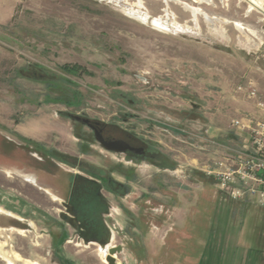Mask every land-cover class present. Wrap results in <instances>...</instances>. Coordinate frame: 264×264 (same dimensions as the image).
<instances>
[{"label":"rangeland","instance_id":"374dc122","mask_svg":"<svg viewBox=\"0 0 264 264\" xmlns=\"http://www.w3.org/2000/svg\"><path fill=\"white\" fill-rule=\"evenodd\" d=\"M258 103L264 0H0V208L22 220L0 213V264H107V250L84 246L68 225L70 242L56 252L61 206L22 177L65 196L68 170L122 182L118 210L106 218L112 245L124 248L117 264H141L140 247L160 246L168 228V242L192 235L197 249L182 264L264 258L252 229L264 211L193 173L239 150L232 121L264 120ZM69 115L86 116L110 138L150 140L160 156L108 153ZM36 145L53 161L31 157ZM140 217L148 229L163 228L145 236Z\"/></svg>","mask_w":264,"mask_h":264},{"label":"crops","instance_id":"0c3cea01","mask_svg":"<svg viewBox=\"0 0 264 264\" xmlns=\"http://www.w3.org/2000/svg\"><path fill=\"white\" fill-rule=\"evenodd\" d=\"M22 138H24L23 136H21ZM245 138V136H244ZM27 139V138H25ZM30 142L35 143L34 140H32L31 138H29ZM35 145V144H34ZM30 150L29 155L33 158H36V156H34L33 154H44L46 159H49L50 161H53V157L50 156V154H52L51 151H48L46 149L41 150L42 147L36 145L35 148L33 147H29ZM58 153V151H57ZM60 155H65V154H60ZM68 157V156H66ZM37 159V158H36ZM79 159V158H78ZM82 159V158H81ZM38 160H40L38 158ZM60 167V166H58ZM72 168H75L72 166ZM68 191L66 193V195H62L61 190L60 189H54V187L51 184H43L42 186H37L38 184H42V183H38V179L39 177H34V176H29L33 178V182L26 179L25 176L27 175H22V177L27 180L28 182H30V184H32L34 187L37 188L38 191H42L44 195H46L49 200L53 203H57L58 205L61 206V209H58L57 207L55 208L58 211V216L61 222H59V225L61 226V230L59 235L56 238L60 237L61 233H66V239L64 240L63 244L61 245V248L63 250L64 245L69 243V233L67 231L65 227V225L70 226L74 232L75 235L77 236L78 240L81 241L83 243L84 246H90V245H96L98 246L99 250H108L109 248L113 247L114 245H112V241L114 240V232L112 231V229L110 228V226L108 225L106 218L111 217L112 215V211L116 212V210H118V208H116L114 206V201H116V199H121L119 198V195L113 194L112 192H110L108 190V188L102 183V180L94 178L93 176H85L82 175L78 172H74L72 170H68ZM111 177V176H110ZM114 181L122 184V182H120L117 179H114L113 177H111ZM133 180V179H132ZM86 181L90 182V183H95L96 185L99 186L98 192L96 194H89L90 196H92L91 199H86V197L88 196V194L86 193H81V194H77V188H83L86 186ZM90 187V184H89ZM126 188V187H125ZM77 190V191H76ZM107 193L106 194L104 193ZM88 196V197H90ZM81 203L82 205H85L87 208H89L90 210H92L93 212L97 213L98 217H100V221L103 224V233H101L100 231H98V229L93 228L92 229V234H94L92 237H83L81 236L80 232L82 231L81 229V222L79 219V209H78V205ZM237 203H241L242 205L247 206L248 204L252 205L249 202H242V201H235ZM254 206V205H252ZM114 207V208H113ZM255 207V206H254ZM112 208V209H110ZM257 208V207H256ZM1 209V208H0ZM111 212V213H110ZM0 213L2 215H6L8 217H11L19 222H21L22 220L20 218H16L15 216L11 215L10 213H6L4 210L1 209ZM61 215H64V217L62 218ZM75 218L76 222L72 223V221H67V218ZM192 217V212H191V216ZM260 217V215H259ZM140 220H138V229L140 230V232L142 234H144L145 236H147L150 233V230L152 228H154L155 230L158 231V229H162L163 225L160 227L151 225V229H148L147 227V221L145 219H143L142 217L139 218ZM146 219H148L146 217ZM190 219V218H189ZM146 223H145V221ZM165 221H163V224ZM187 219L185 218L184 223H187ZM192 221L189 220V225H191ZM264 223V220H263ZM147 224V225H145ZM30 227V225H28ZM182 226V225H181ZM11 229V228H10ZM177 229V228H175ZM252 229L255 231V238L258 240H261L260 242H264V224L261 225H254L252 227ZM94 230V231H93ZM173 232V229H169L164 231V235H163V240H161V244L160 246L158 245H154V244H150L151 246L148 247V245L146 246H139L140 247V252H139V256L137 257V260L139 262H141V264H182V260H186L187 257L189 258V256L192 254L194 249H197L195 246L193 247L191 243L192 241V235L190 233L186 234V236H184L183 240L182 238L179 236V232L177 233V237L174 238V236L172 235L171 240L169 241L170 244H168L169 242L166 240L168 237V234L170 232ZM193 233V232H192ZM52 236V235H51ZM54 236H52V241L54 242L56 239ZM85 242H88L87 244H85ZM100 242H105V244L103 245V247H105V249H103L102 246H100ZM109 242V243H108ZM144 243V242H143ZM259 243V242H258ZM54 247V243L52 244ZM250 245V243H249ZM245 246V245H244ZM189 249V252H184V254H180V256H173V254L171 252H169L168 250L171 249ZM55 248V247H54ZM101 248V249H100ZM134 248V247H132ZM136 248V247H135ZM150 249H153L152 251H149ZM192 248V249H191ZM263 248H264V244H263ZM215 249V248H214ZM217 249V248H216ZM215 249V250H216ZM124 251V248H123ZM133 251V250H132ZM187 251V250H186ZM191 251V252H190ZM217 251V250H216ZM223 251V250H221ZM247 251H250V249L248 250H244V256H246L248 254ZM59 255H61L62 253H58ZM198 254L199 256H204L203 254L199 253L198 250ZM249 255V254H248ZM260 256H264V250H261L259 253ZM247 257V256H246ZM116 259V257H115ZM182 259V260H181ZM247 261V260H245ZM252 261V260H250ZM117 264V262H116ZM240 264H264V258L258 259L256 262H243L241 261Z\"/></svg>","mask_w":264,"mask_h":264},{"label":"built area","instance_id":"2783aa9c","mask_svg":"<svg viewBox=\"0 0 264 264\" xmlns=\"http://www.w3.org/2000/svg\"><path fill=\"white\" fill-rule=\"evenodd\" d=\"M248 95L255 97V91ZM257 106L264 112V104ZM232 127L243 139L239 150L204 165L200 171L231 200L264 209V120H233Z\"/></svg>","mask_w":264,"mask_h":264},{"label":"trees","instance_id":"16d2710c","mask_svg":"<svg viewBox=\"0 0 264 264\" xmlns=\"http://www.w3.org/2000/svg\"><path fill=\"white\" fill-rule=\"evenodd\" d=\"M69 69V68H68ZM66 69L67 71H72L71 69ZM46 101H52V97L50 96H46ZM75 102L74 104H78L79 101L77 100V98H74ZM25 140V138H22ZM27 141V140H26ZM193 173H197L198 176H201V178H207L202 172H193ZM196 175V174H195ZM94 178L100 179L102 180V183L108 188V190L110 192H112L113 194L116 195H120V192L117 191L120 190V187H123L120 183L114 181L110 176L109 177H103L102 175L100 176L99 174H95L92 173V175ZM86 186L83 188H77V194H81V193H86L88 194V196H90L89 194H96L98 192L99 186L96 185L95 183H90L88 181H86ZM90 184V187H89ZM86 197V199H91L92 196L90 197ZM209 198V196H208ZM78 205V202H77ZM86 205V204H85ZM85 205H82L81 203L78 205V209H79V219L81 222V229L82 231L80 232L81 236L83 237H89V236H93L94 234H92V229L93 228H97L98 231H100L101 233H103V224L100 221V217H98L97 213L93 212L92 210H90L89 208H87ZM258 208V207H257ZM261 209V208H258ZM264 211V209H261ZM94 231V230H93ZM66 239V233H61L59 238H56L54 241V247L57 253H62V248L61 245L63 244L64 240Z\"/></svg>","mask_w":264,"mask_h":264},{"label":"water","instance_id":"95a60500","mask_svg":"<svg viewBox=\"0 0 264 264\" xmlns=\"http://www.w3.org/2000/svg\"><path fill=\"white\" fill-rule=\"evenodd\" d=\"M69 118L71 120H74L76 122H81L85 126H87L90 130H92L94 139L100 146V148L108 153L113 154H126L128 151H133L135 153H140L141 149H136L131 147L129 144L122 140H106L102 134L94 127L92 123L86 118H81L80 116H74L69 115ZM129 188H126V191H128ZM63 218L64 215H61ZM67 221H72V223H75V218H67ZM88 242H85L87 244ZM101 246L105 244V242H100ZM104 249V247H103ZM123 252V247L121 245L119 246H113L107 250V256L105 258V261L107 264H116L115 257Z\"/></svg>","mask_w":264,"mask_h":264},{"label":"flooded vegetation","instance_id":"af4514ba","mask_svg":"<svg viewBox=\"0 0 264 264\" xmlns=\"http://www.w3.org/2000/svg\"><path fill=\"white\" fill-rule=\"evenodd\" d=\"M83 116H85V115H83ZM85 118H87V117L85 116ZM90 122L102 134V136L106 140H122V141L126 142L127 144H129L133 148L141 149L140 153L128 151L125 154L126 157H130V158H134V159L140 158L142 160L154 161V160H156V157L160 156V154L155 151L156 145L153 142H151L150 140L137 141L135 138H133L132 136H128V135L124 139L110 138V137L105 136V134H104L105 128L104 127H101L100 124L93 122L91 120H90ZM122 189L126 191V188H122Z\"/></svg>","mask_w":264,"mask_h":264},{"label":"bare ground","instance_id":"6f19581e","mask_svg":"<svg viewBox=\"0 0 264 264\" xmlns=\"http://www.w3.org/2000/svg\"><path fill=\"white\" fill-rule=\"evenodd\" d=\"M164 1H169V0H164ZM189 10L194 14V13H196L198 10H195V9H192V8H189ZM130 15H135L134 13H131ZM137 18H139L140 19V17L139 16H137ZM143 21H145L146 20V18H143L142 19ZM159 24H160V22H154V25H157V26H159ZM161 25V24H160ZM109 243V242H108ZM101 246V245H100ZM101 249V248H100ZM104 249H105V247H104ZM100 252H101V254L102 255H105L106 254V250H100ZM106 262V261H105Z\"/></svg>","mask_w":264,"mask_h":264}]
</instances>
